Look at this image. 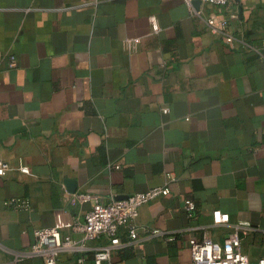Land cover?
<instances>
[{
	"label": "crops",
	"instance_id": "crops-1",
	"mask_svg": "<svg viewBox=\"0 0 264 264\" xmlns=\"http://www.w3.org/2000/svg\"><path fill=\"white\" fill-rule=\"evenodd\" d=\"M0 159L14 167L0 177V264L37 228L75 238L91 205L75 193L108 202L166 173L170 193L135 223L173 239L135 242L113 264H189L190 237L236 228L248 258L264 256V0H0ZM11 197L29 209L4 206Z\"/></svg>",
	"mask_w": 264,
	"mask_h": 264
},
{
	"label": "built area",
	"instance_id": "built-area-1",
	"mask_svg": "<svg viewBox=\"0 0 264 264\" xmlns=\"http://www.w3.org/2000/svg\"><path fill=\"white\" fill-rule=\"evenodd\" d=\"M191 8L193 0H184ZM230 0H200L201 3L214 6L226 5ZM198 13V12H197ZM209 27L220 29L226 37V42L233 41L232 35L227 33V21H219L218 26L212 17L206 19ZM15 64V56H9V66ZM8 162L0 159V177L7 171L13 170ZM18 170L27 173L26 167L18 166ZM165 183L154 186L143 192H136L126 197L102 201L101 197L93 193H75V199L80 203L90 202V208L82 217L74 219L69 229L76 234L75 238L64 237L58 226H45L35 229L34 242L25 250L13 254L12 264H23L26 259L40 258L42 264H58L62 253H72L77 256V264H113L112 254L120 249L131 246L135 242L162 237L172 240V235H166L159 229L138 226L135 221L140 206L170 193L169 182L175 177L171 173L165 174ZM4 206L12 209H29V202L25 198L11 197L3 201ZM188 213L194 210V203L190 199L184 201ZM217 220L219 213H216ZM126 228L128 239L120 238L121 229ZM239 228L230 232L222 241H216L203 235L201 238L190 237L188 250L189 264H264V256L252 261L242 251ZM91 241H103L99 245L91 246ZM87 254L91 260L86 261Z\"/></svg>",
	"mask_w": 264,
	"mask_h": 264
},
{
	"label": "water",
	"instance_id": "water-1",
	"mask_svg": "<svg viewBox=\"0 0 264 264\" xmlns=\"http://www.w3.org/2000/svg\"><path fill=\"white\" fill-rule=\"evenodd\" d=\"M200 0H193V5L195 6V7H199V5H200ZM69 182V184H72V182H70V181H68Z\"/></svg>",
	"mask_w": 264,
	"mask_h": 264
}]
</instances>
